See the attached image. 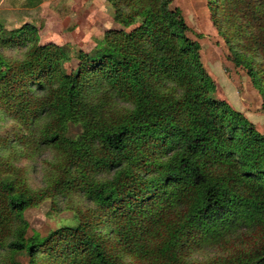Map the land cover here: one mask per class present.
Instances as JSON below:
<instances>
[{
  "label": "trees",
  "instance_id": "trees-1",
  "mask_svg": "<svg viewBox=\"0 0 264 264\" xmlns=\"http://www.w3.org/2000/svg\"><path fill=\"white\" fill-rule=\"evenodd\" d=\"M106 1L119 26L89 51L40 43L33 23L8 29L0 21V47L23 50L18 58L0 53V68L8 67L0 73V112L13 122L0 135V150L9 152H0V249L28 264H264V134L217 97L200 44L171 0ZM207 6L264 109V0ZM252 20L260 36L242 58L236 40ZM71 123L80 126L74 136ZM15 144L26 158L47 145L58 153L59 175L48 187H29ZM72 193L92 204L74 208L76 224L26 234L27 207ZM241 232L253 242L190 260Z\"/></svg>",
  "mask_w": 264,
  "mask_h": 264
},
{
  "label": "rangeland",
  "instance_id": "rangeland-1",
  "mask_svg": "<svg viewBox=\"0 0 264 264\" xmlns=\"http://www.w3.org/2000/svg\"><path fill=\"white\" fill-rule=\"evenodd\" d=\"M67 1L62 0L59 6L60 1L47 0V6L43 4L40 14L39 12L35 13L34 9L23 8L20 5V0H0V21L5 24L6 28L10 29L32 20V16H36L44 24L45 21L47 23L45 27L43 25L41 27L42 39H54L66 43L63 41L64 39L73 41L76 38L83 42V50L89 51L95 44L94 40L98 37H92L84 43L83 36L87 37L86 35L90 33L97 35L111 24L114 25L111 15L109 17L107 11L100 15L98 10L102 5L106 6V1ZM207 3L208 0H171V7L179 9L189 27L188 36L199 42L200 61L206 72L216 82L217 97L227 100L234 110L241 112L255 125L257 130L264 134V109L262 108L260 90L252 82L243 64L236 65L233 61L234 54L213 24ZM114 26L118 27L119 25L115 23ZM227 26L225 24L226 30ZM240 34V38L236 40V48L244 58L250 55V52H247L249 44L260 36V26L254 20L248 23L243 21ZM71 45L77 47L74 44ZM0 53L7 57L18 58L22 56L23 50L0 47ZM67 66H74V64L69 63ZM7 71L8 67L3 64L0 68L1 75L6 74ZM12 125L13 122L4 118L0 112V135H9L12 132L10 130ZM79 132L80 126L69 124L67 130L69 136H74ZM15 146L14 151L18 154H16L14 162L16 167L23 170L22 177L26 178L32 190H39L46 184L48 187L51 178L59 175L57 167L59 157L52 147L47 145V148L41 149L37 155L26 158L23 154L25 153L24 147L19 144H15ZM0 152L1 155L9 153L5 149L0 150ZM91 205L85 198L83 199L73 193L66 196L57 195L56 197L49 195L36 205L29 206L23 211L22 217L27 222L26 234L30 235L37 232L44 236L61 226L74 225L78 220L74 208H87ZM242 233L227 244L211 245L194 251L189 258L191 261L203 262L223 255L227 251L234 252L253 242L252 237ZM257 236L258 233L255 238ZM11 258L18 260L20 264H28L26 256L11 253L7 248L0 249V264H7Z\"/></svg>",
  "mask_w": 264,
  "mask_h": 264
},
{
  "label": "crops",
  "instance_id": "crops-1",
  "mask_svg": "<svg viewBox=\"0 0 264 264\" xmlns=\"http://www.w3.org/2000/svg\"><path fill=\"white\" fill-rule=\"evenodd\" d=\"M21 2H20V5L23 7V8H25V9H27V10H33L34 9V12L36 13H40L41 14V7L43 6V4L45 5L46 4V6H47V0H42L41 1V3H39L38 5H36V6H33V7H26V6H23V0H20ZM55 1H62V0H55ZM72 2H75V0H71ZM106 1V0H105ZM66 2H68L67 0H66ZM105 8H106V10H105ZM99 11H100V15H103V13H105L106 11H107V15H109V17H110V15H111V19H112V22L114 23V25H115V22L113 21V13H112V10H111V8L109 7V5L107 4V1H106V6L104 7L103 5L101 6V7H99V9H98ZM71 14V13H70ZM42 16V15H41ZM110 19V18H109ZM26 22H30V23H33V24H35L37 27H38V34H39V42L40 43H46V42H55V43H57V44H66V43H68V44H74V45H76L78 48H81V49H83L84 47H83V42H80L78 39H76V38H74L73 39V41L71 40H66V39H64L63 41H65L66 43H64V42H59L58 40H54V39H47L46 37V39H42V37H41V27H42V25H43V27H45L46 25H47V23H46V21H45V24H44V22L42 21V20H38L37 19V17L36 16H32V20H29V21H26ZM43 22V23H42ZM111 22V21H110ZM114 25H110V26H108L107 28H105V29H103V30H101L100 32H99V34H97V35H93L92 33H90L89 35H86L87 37H85V35L83 36V38H82V40H84V43L88 40V39H91L92 37H100V36H102V35H100V34H103L104 33V31L106 30V29H109V28H113V27H115ZM96 34V33H95ZM87 38V39H86ZM76 43V44H75ZM78 44V45H77Z\"/></svg>",
  "mask_w": 264,
  "mask_h": 264
}]
</instances>
